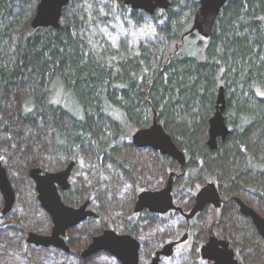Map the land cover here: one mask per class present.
<instances>
[{
	"label": "trees",
	"instance_id": "obj_1",
	"mask_svg": "<svg viewBox=\"0 0 264 264\" xmlns=\"http://www.w3.org/2000/svg\"><path fill=\"white\" fill-rule=\"evenodd\" d=\"M38 1L0 0V159L9 177L10 161L26 176L28 165L45 169L73 158V190L90 193L103 219L135 234L169 230L151 215L123 217L133 190L159 188L146 179L161 182L176 164L131 143L132 128L149 125L155 110L186 156L183 166L177 164L184 173L177 180L178 203L187 206L198 185L214 180L225 198L217 233L230 239L243 262L264 264V243L230 199L249 194L264 206V0H228L208 37L187 33L198 0H170L153 14L119 0H70L59 27L32 28ZM117 25L125 34H117ZM219 85L230 131L211 150L208 119ZM128 185L131 194L123 197ZM179 219L175 213L172 220ZM203 223L200 216L196 241ZM84 226L71 230L75 249L87 236ZM17 234L21 239L14 226L0 229L1 253ZM42 257L46 264H102L77 250ZM176 264L209 263L194 255Z\"/></svg>",
	"mask_w": 264,
	"mask_h": 264
},
{
	"label": "water",
	"instance_id": "obj_2",
	"mask_svg": "<svg viewBox=\"0 0 264 264\" xmlns=\"http://www.w3.org/2000/svg\"><path fill=\"white\" fill-rule=\"evenodd\" d=\"M70 0H39L35 12L30 19V26L54 27L60 26L61 13L64 6ZM131 9H140L153 14L157 9H166L170 0H119ZM228 0H198L192 24L187 33L196 31L202 37H208L212 33L213 24L221 8ZM226 94L223 85L217 88L214 112L208 119L206 144L211 150L218 147V141L224 140L230 129L225 120ZM132 143L137 147H149L158 150L161 154L175 159L179 164L185 163L184 152L175 144L172 136L165 130L163 124L158 120L157 111L154 110L151 123L145 127L136 129L131 135ZM74 162L71 161L66 168L54 172L44 171L34 166L29 170V176L35 182V191L40 205L51 214L53 227L52 236H43L33 232L28 233V241L42 245L63 246L58 236L59 233L72 225H75L84 215L91 213L85 211L86 202L78 208L66 205L56 191L54 182L64 188L68 186V176ZM173 174L170 172L165 185L158 189H147L140 192L135 201L134 211L148 208L152 212H166L171 208H178L172 202ZM0 192L3 197L2 212L10 210L15 200V191L8 176L5 165L0 160ZM220 195L214 181L204 184L195 195V202L190 211L185 214L188 219L202 210L206 204L215 207L220 205ZM239 210L250 216L256 230L264 240V218L256 211L247 206L239 198H235ZM56 237V238H55ZM183 236L180 240H184ZM157 251L152 264H157L160 253L168 254L167 248ZM226 240H218L210 236L208 241L201 247V254L213 261L212 264H241L232 257V250L228 247ZM138 241L128 234L117 233L114 230H105L103 234L95 237L89 248L83 254H89L98 250H108L117 257L122 264H140L138 260Z\"/></svg>",
	"mask_w": 264,
	"mask_h": 264
},
{
	"label": "flooded vegetation",
	"instance_id": "obj_3",
	"mask_svg": "<svg viewBox=\"0 0 264 264\" xmlns=\"http://www.w3.org/2000/svg\"><path fill=\"white\" fill-rule=\"evenodd\" d=\"M154 112V111H153ZM152 119V118H151ZM151 123V122H150ZM149 123V124H150ZM132 135V134H131ZM173 139V138H172ZM131 140V137H130ZM174 141V140H173ZM132 143V141H131ZM133 144V143H132ZM176 144V143H175ZM133 146L135 148H137L138 150H151V151H155L158 152L160 155L161 154L158 150L149 148V147H137L133 144ZM182 150V149H181ZM183 151V150H182ZM185 155V153H184ZM167 156V155H164ZM171 160H173L176 164H174V166H171L168 170L167 173L165 175L164 178V182L162 184V186H160L159 188L163 187L165 185V182L167 180V178L169 177L170 172H174L173 174V186H172V190H171V194H172V202L174 205H176L178 208H171L169 210H167L166 212H152L150 210H148V208H142L141 210L138 211H134V207H135V201L137 199V196L140 192H142L143 190H147V189H158V188H148L146 186H142L140 185L139 188H136L135 191L133 190L132 194H131V199H130V203L127 202L126 206H125V210H124V219H127L129 221H133L134 218H136V220L138 218H142L148 215H151L152 217H154L155 220V225H159V224H165V227L169 226V230L167 231H163L161 230L159 234V236H157V234L155 236L148 234L146 232V230H142L141 233H132L129 231H122L116 228V226L109 222L106 221L105 219L102 218V212L99 211V209H97V207L95 206V198L93 196L90 195V193H86L85 196H80L77 190H73L74 187V173L75 170L77 168V162L75 159L70 158L68 160H62L60 161V164H58L55 167H47V168H42V172L44 171H50V172H54V171H58V170H62L64 168H66V166L73 161L74 165L71 168L70 174L68 176V186L62 188L58 182H54V186L56 187V191L59 194L61 200L69 206H72L74 208H78L81 205H83L85 202L86 207L84 208L85 211H91V213L84 215L75 225L69 226L67 227L63 233H59L58 236H56L58 239H60L63 243V246H57V245H53V244H49V245H42V244H37L35 242L32 241H28V233L29 232H33L39 235H43V236H52V227H53V222H52V217L51 214L46 211L39 203L38 199H37V193L35 191V182L33 181V179L29 176V170L30 168L27 170V174L26 177L30 182V186H31V193H32V198H33V203L35 205L40 206L43 211L45 216L47 217V221H46V225H48L50 227V230L48 232L45 233H39L36 230H41L43 228V225L45 226V223H42L41 220H39L41 217L36 216V215H26L23 214V216H21V213H19L18 211L20 210H16V206H18L17 203V191L13 186V178L9 177L13 189L15 191V200L14 203L12 205V207L10 208L9 211L3 213L2 212V207H3V197L2 194L0 192V195L2 197V206L0 207V224L2 225L0 227V229H2V227H15L17 228V230L21 231V236L22 238L17 239V242L15 240H13V243L11 242V244H15L16 243V247L17 249H19L24 256H26V254H29L32 258L30 259L31 264H46L44 262L43 259V255L44 254H50L51 252H53L54 250H60L63 253L69 254L72 253L74 250L78 251V254L80 257L82 258H91L93 262L96 263H102L105 264V260L107 259V261H111L114 259V262H118V264H122L120 262V260L115 257L110 251L108 250H98L96 252H92L89 254H83V252H85L88 248L89 245L93 242L95 237L100 236L101 234H103L105 232V230H114L117 233H123V234H128L131 237L135 238L138 243V260L140 264H144L147 262V264H152L153 258L156 256V252L163 250L165 247H167L169 245V243H172V245H170L169 248H167V250L169 251L168 254L165 253H160L159 254V259L157 260V264H165L164 261L165 260H171L175 257V251L178 247V245L182 242H185L187 240L191 241V249L189 250V252L187 253V257L190 259L192 256H197L198 258H202V261H205L209 264H212L213 261L209 258H205L202 256L201 254V247L208 241L210 236H214L216 237L218 240H226L228 242L227 247L232 250V257L234 260H237V262L241 263V264H250V263H246L243 262L242 260H240V257L237 255V252L233 246V244L231 243L230 239H228L227 237H223L220 236L217 231H216V225L218 223V219H216V214L217 211H221V209L223 208V205L225 203V198L222 197L220 190L218 189V186L215 182V185L217 187V190L219 192L220 195V205L218 207L213 206L212 204H206L205 207L198 211L197 213H195L192 217L190 218H186L185 214L188 213L191 209V207L193 206L194 202H195V195L197 193V191L207 182H204L203 184H200L197 186V188L192 191V197L191 200L189 201L187 206H182L178 203L176 197H175V190L177 189V183H178V177L179 176H183L184 173H180L178 172L177 169V164L180 166H183L181 164H179L175 159H173L172 157L168 156ZM1 160V159H0ZM185 162H186V156H185ZM6 167V166H5ZM7 169V168H6ZM8 171V169H7ZM8 176H9V172H8ZM20 181V180H18ZM177 181V182H176ZM235 198H239L241 201H243L247 206H249L250 208H252L254 211H256L260 216H262L264 218V206H260L259 203H256V200L253 196L248 195V196H232L230 199L233 201V203L236 206V210L239 213V215H241L242 217L246 218L252 228L255 230L256 234L260 237V239L262 240V242L264 243L263 238L259 235L258 231L256 230L250 216L244 215L240 210H239V205L236 202ZM22 207H24L25 205L23 203H21ZM212 206L214 209V218H213V223L208 224L207 221V210L208 208ZM19 208V207H18ZM20 209V208H19ZM22 212V209L21 211ZM175 213H178L180 215V219L179 222L178 221H174L173 216L175 215ZM133 215V217H132ZM18 216V218L22 217V221L18 224L16 222H14V218ZM200 216H202L203 218V222L205 221V223H203L204 228V232L203 235L198 237V240H194L193 236H192V232H194V229L197 227V224L200 222ZM27 217V219H26ZM171 217V218H170ZM79 224H84V228L85 231L87 232V236L84 238H81L80 240L77 241L76 243V249L74 248L73 244L70 242V235H71V230L73 229V227L79 225ZM19 225H22V227L25 225L24 228H20ZM210 227V228H209ZM181 229V231H180ZM209 229H211V231L213 233H209ZM149 235V236H148ZM183 236H185L184 240H180ZM55 237V238H56ZM143 237L146 238V241L143 240ZM17 238V237H16ZM15 242V243H14ZM10 244V245H11ZM198 246V248H197ZM14 247V246H13ZM31 248L32 250L35 251V255L33 254V252L29 251L28 249ZM153 251L152 256H150L151 250ZM166 249V248H165ZM150 251V253H149ZM145 256V260L143 261V257ZM113 258V259H112ZM113 262V261H111ZM110 262V263H111ZM175 264V259L171 260L168 262V264Z\"/></svg>",
	"mask_w": 264,
	"mask_h": 264
},
{
	"label": "rangeland",
	"instance_id": "obj_4",
	"mask_svg": "<svg viewBox=\"0 0 264 264\" xmlns=\"http://www.w3.org/2000/svg\"><path fill=\"white\" fill-rule=\"evenodd\" d=\"M115 28H116V31H117L118 35L125 34L123 28L120 25L115 26ZM137 33L139 34L140 32H137ZM132 132H134L133 128H132ZM8 166L11 168L10 173H12L11 175L13 176L12 177L13 181H14L13 182L14 183L13 186H14V188L17 191V203L16 204H18V206H16V210L17 211L18 210L21 211V209H22V212L18 211L19 213H21V216H23V214H26L28 216L29 215H31V216L32 215H36L38 217L40 216L41 218L39 220H41L42 223H45V226L43 225V228L41 230H36V231L39 232V233L48 232L50 230V227L48 225H46L47 217L45 216L43 209L40 206L35 205L33 203L30 182L28 180L26 181V179H23L24 177H26L25 175H21L20 174V172L23 174L22 170H24V168L21 167L20 164L17 165L16 163H14L12 161H10V163L8 162ZM13 167L19 168V169H17L18 171L12 170ZM32 167H34V166H32ZM29 168H30V165H28L26 167V170H28ZM19 170H20V172H19ZM93 171H94V169H91V172H93ZM18 180H20V181H18ZM159 180L154 178V177H152V176H150L149 179H146L145 182H148L147 183L148 186L149 185H153V183H158V186H160V185L162 186L163 179L161 180V182ZM157 181H159V182H157ZM132 188H133L132 185H128L127 186V190L128 191H126V193H125V195H123V197H125L128 194H130V192H131L130 190ZM247 195H249V194H244V196H247ZM21 203H23L25 206L22 207ZM1 206H2V197L0 195V207ZM213 209L214 208L212 206H210L208 208L207 214H206L209 226H210V224L213 223V218L215 216ZM21 219H22V217L18 218V216H16L14 218V222L19 224L22 221ZM1 226L2 225L0 224V227ZM4 228H6V227L5 226L2 227V229H4ZM166 231H167V228H166ZM208 232L210 234L213 233L211 231V229H209ZM16 247H18V246H16V243H15V244H11L10 247L7 246V244H6L2 248L4 250L2 251V253L0 252V257L2 256L1 258L3 259L4 264H31V262H30V259H32V258H30L31 256L29 254H26V256H24V254L19 249H17ZM10 248H11V250H10ZM197 248H198V246H197ZM190 249H191V241L190 240H187L185 242L180 243L178 245L176 251H175V253H176L175 257L173 258V259H175V264L178 263V260H179V262H182V263L190 261V259L187 257V255H188L187 253L189 252ZM28 250L33 252V254L35 255V251L34 250H32L31 248H29ZM150 251H151V253H150ZM150 251H149L150 256H152V254H153L152 249ZM173 259H171V260H173ZM144 260H145V256L143 257V261ZM171 260H169V259L165 260L164 263L168 264V262L171 261ZM201 260H202V258H201ZM113 264H118V262H116V261L114 262L113 261ZM144 264H147V262L144 263ZM171 264H173V263H171Z\"/></svg>",
	"mask_w": 264,
	"mask_h": 264
}]
</instances>
